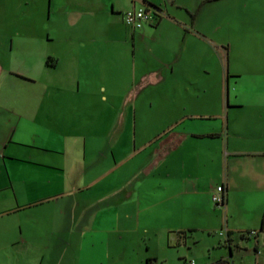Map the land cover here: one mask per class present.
Segmentation results:
<instances>
[{
  "label": "crops",
  "instance_id": "obj_1",
  "mask_svg": "<svg viewBox=\"0 0 264 264\" xmlns=\"http://www.w3.org/2000/svg\"><path fill=\"white\" fill-rule=\"evenodd\" d=\"M46 2L45 40H18L30 26L23 21L12 29L7 4L0 31V264H163L161 252L169 248L176 249L175 264H190L181 251L189 237L198 240L191 236L196 229L206 232L198 264H258L264 0H191L189 21L165 7L163 52L126 69L137 83L124 100L113 96L109 121L103 81L123 71L112 58L114 16L149 10L142 37L161 23L157 0ZM248 40L259 64L241 71L231 55ZM219 60L221 73L212 80ZM161 85L167 132L142 168L130 170L137 153L115 158L117 145H135V123L122 108L131 92ZM217 185L220 206L210 199ZM242 241L246 254H238Z\"/></svg>",
  "mask_w": 264,
  "mask_h": 264
},
{
  "label": "rangeland",
  "instance_id": "obj_2",
  "mask_svg": "<svg viewBox=\"0 0 264 264\" xmlns=\"http://www.w3.org/2000/svg\"><path fill=\"white\" fill-rule=\"evenodd\" d=\"M195 1L197 3L199 0ZM157 2L158 4L156 7L161 8V12L159 13L161 14V23L159 27L154 32L152 31L144 33L142 37L137 36V34L141 32V29H135V40L132 39L131 33H133V31L124 23L122 14L118 13L116 16H114V29L116 30L114 38L116 42H114L115 49L113 47L112 53L114 56L111 57L117 60L120 59L122 61L123 71L120 78L111 79L110 77H107L103 81V93L107 95V121H109L111 114L113 115L115 110L114 108L111 109L109 107V102L114 98L113 96L121 94L123 95L124 100L127 98L128 92L133 90L135 84L137 83V81L133 82L132 79L128 77L126 69L130 70L132 67L131 63L133 61H135L136 65L138 66L139 64L141 65V62H144L145 60L148 61V63L153 62L155 60L154 57L160 56L163 52V47H165L166 44L165 36H169L167 22L162 20L163 18L165 19L169 17V12L166 10V8L176 12L183 18L188 19V21L189 17L191 18V15L195 10L194 9L190 11L193 9L189 5L191 0H157ZM175 2L181 4L178 5ZM6 4L8 23L10 25L12 24V29L15 28V25L20 24L23 21L27 26H30L29 28H26L24 37H19L17 38L18 40L43 41L46 39L44 38L46 31L45 29H48L47 27L51 25L50 20L47 19L49 9L46 0H0V31L2 30L4 23H6ZM155 15L157 16L158 14L154 13L153 16ZM154 25L155 24L153 23L151 26ZM187 25H189V22ZM244 33L247 34L249 38L251 37L250 33ZM0 40H6V38L1 37V32ZM251 46L252 45L248 40L244 47H239L232 51V63L241 71L249 66L250 68L254 67L251 63L256 64L255 68H258L257 65L259 64V55L258 52L255 54L250 53ZM176 47L178 48L179 46L175 45V48ZM216 51L219 54H222L220 49ZM202 56L203 59L206 58L207 53L203 52ZM219 73H221L220 60L218 63L215 61V66L212 64V76H210V79L214 80V75H219ZM162 88L163 87L161 85L157 88L147 87L143 90H139L138 92H131L127 99L128 102H126L124 107L122 106V111H125L127 107L131 116V123L133 121L135 123V125L132 123V134L135 136V145L132 144L134 142L131 140L128 142L124 141L122 145H117L115 149V158L119 159V157L127 155L130 156L134 153H137L136 155H138V157H135L137 161L135 165H130L128 167L130 170L137 168V163L138 168H142L141 160L143 157L145 159V155L150 152L153 146L159 144L160 140L163 139V135L167 132V121L170 114L167 112V108L165 107V96L163 94L164 92L162 91ZM133 100H135L136 104L135 111L132 107H130ZM111 163L112 160H108L106 161L105 166H109ZM130 163L131 162H129V164ZM191 236L197 238L198 240L194 242V240L189 237L187 240L188 246L182 248L181 252L183 253L184 258L189 261V263L192 261L193 264H198L199 261L195 259L194 256H199L201 254L205 255L206 232L196 229ZM240 243L242 249H240L238 254H246V252H244V242L242 241ZM248 251L249 253L247 256H250L251 252H253L252 246H250ZM161 253L164 257V261H162L163 264H175L177 260L175 248L165 249ZM257 263L264 264V255L259 258Z\"/></svg>",
  "mask_w": 264,
  "mask_h": 264
},
{
  "label": "built area",
  "instance_id": "obj_3",
  "mask_svg": "<svg viewBox=\"0 0 264 264\" xmlns=\"http://www.w3.org/2000/svg\"><path fill=\"white\" fill-rule=\"evenodd\" d=\"M124 23L130 27L131 29H138L142 26L144 22H146L150 17L151 13L149 10L144 8H131L123 12L122 14ZM223 188L221 185H217L212 191L210 195V199L215 206L222 205L224 201ZM219 235H224L225 230H219ZM254 230H249L248 235H254ZM148 264H155L154 261L148 262ZM190 264H193L191 261Z\"/></svg>",
  "mask_w": 264,
  "mask_h": 264
},
{
  "label": "trees",
  "instance_id": "obj_4",
  "mask_svg": "<svg viewBox=\"0 0 264 264\" xmlns=\"http://www.w3.org/2000/svg\"><path fill=\"white\" fill-rule=\"evenodd\" d=\"M150 261H152V260H148V262H150Z\"/></svg>",
  "mask_w": 264,
  "mask_h": 264
}]
</instances>
